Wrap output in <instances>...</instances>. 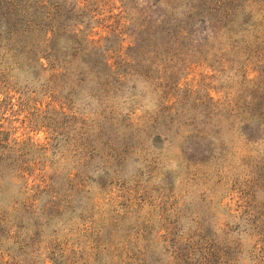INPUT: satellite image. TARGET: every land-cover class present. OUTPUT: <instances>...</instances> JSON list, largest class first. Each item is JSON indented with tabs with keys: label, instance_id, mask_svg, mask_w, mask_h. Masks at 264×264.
I'll return each mask as SVG.
<instances>
[{
	"label": "rangeland",
	"instance_id": "1",
	"mask_svg": "<svg viewBox=\"0 0 264 264\" xmlns=\"http://www.w3.org/2000/svg\"><path fill=\"white\" fill-rule=\"evenodd\" d=\"M77 2L108 61L0 51V264H264V0Z\"/></svg>",
	"mask_w": 264,
	"mask_h": 264
},
{
	"label": "trees",
	"instance_id": "2",
	"mask_svg": "<svg viewBox=\"0 0 264 264\" xmlns=\"http://www.w3.org/2000/svg\"><path fill=\"white\" fill-rule=\"evenodd\" d=\"M55 1L56 0H26L27 4L23 13L17 15L13 14V10H11L14 6L11 0V4L8 3L6 5L7 11L5 13L0 12V51L5 47V43H14L19 49H22L19 55H21L23 59L32 60L41 65H43L41 63L43 59L55 60L56 64L60 62V60L66 61V58L70 59L75 57V55L71 53H67L65 57L60 53L62 50H68L69 45L72 44L78 50H81L84 46L91 47L92 53L90 54L97 56V59L98 55H100L99 63L105 56L108 61L107 52L103 47L95 45V41L91 40L89 35L86 37L87 40L84 38L85 26L82 22L79 23L78 28H75L73 33L70 31L71 19L67 28L61 30V33L58 32L60 28L53 29V27L56 26L63 27L60 21L61 16L56 12L60 5L57 6L54 13H51V11L44 12V10L48 8L47 6L53 9L56 5ZM42 4L46 5L42 6ZM83 4L84 3L79 0V2L75 4V8L79 11H83L84 8L86 10V7H84L85 4ZM91 21L95 28L96 24H98L97 17L91 16ZM20 25L26 27L20 29ZM44 25H46V28H43L45 27ZM167 43L168 42L165 41L160 45V48L168 45ZM101 52L104 55H102ZM86 57V54L82 55V58ZM83 65H86V63L83 62ZM90 73H93L91 68Z\"/></svg>",
	"mask_w": 264,
	"mask_h": 264
}]
</instances>
